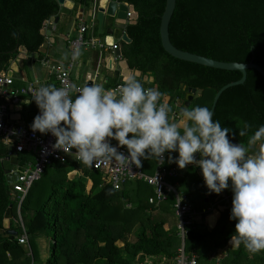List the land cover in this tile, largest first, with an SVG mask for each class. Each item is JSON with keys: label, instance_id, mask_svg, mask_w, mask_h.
<instances>
[{"label": "trees", "instance_id": "trees-1", "mask_svg": "<svg viewBox=\"0 0 264 264\" xmlns=\"http://www.w3.org/2000/svg\"><path fill=\"white\" fill-rule=\"evenodd\" d=\"M82 1L87 5L92 3V0ZM117 1L131 4L137 12L135 23L125 25L131 41L121 43L122 57L129 69L150 73L153 81L141 82L144 87L157 88L163 94L161 103L183 99L189 88L201 89L202 93L192 101L195 107L210 109L217 90L241 77L238 70L181 60L163 49L159 26L166 0ZM59 13L56 0H0V70L9 68L19 46L28 52L37 51L45 41L41 32L45 21ZM168 32L171 43L181 50L220 61H252L264 70V0H176ZM4 102L6 99L0 95V104ZM213 114V120L230 129L228 138L232 143L246 144L250 135L264 125V77L248 68L243 83L221 93ZM245 123L251 128L248 135L240 137L239 129ZM174 154L172 161L175 162L178 155ZM7 156L8 146L0 137V228L9 205L16 216L17 201L9 192L12 186L6 182L5 170L10 166L5 160ZM31 157L26 152L18 153L20 162ZM83 169L92 180L88 192L85 179L69 180L65 168L53 161L40 177L48 176L46 199L37 197L36 202L29 198L37 180L22 199L20 211L32 253L36 247L35 236L43 233L50 239L45 264L171 263L181 243L177 228L166 230L163 221L154 220L149 212L142 211L141 201L133 208L126 207L125 189L115 190L108 183L102 184L103 173ZM219 204L213 205L215 219L208 226L204 228L195 220V215L192 225L185 228L184 248L196 254L198 264L207 261L206 243L211 237L221 238L218 244L224 247L235 233L236 221L229 218L232 207L220 210ZM27 210H33L32 215L26 216ZM208 215L204 213L201 217ZM136 223L139 233L128 238ZM15 229L21 232L20 227ZM117 240L122 245L118 246ZM18 246L17 236L3 237L0 233V264L14 263L11 251ZM8 253L12 258H8ZM248 254L243 245L233 247L227 250L224 262L242 264ZM263 254L264 250L259 262L264 261Z\"/></svg>", "mask_w": 264, "mask_h": 264}, {"label": "clouds", "instance_id": "clouds-1", "mask_svg": "<svg viewBox=\"0 0 264 264\" xmlns=\"http://www.w3.org/2000/svg\"><path fill=\"white\" fill-rule=\"evenodd\" d=\"M12 36L16 38V33ZM80 55L76 50L72 59ZM139 76H127L116 90L85 85L74 99L68 88L40 87L32 93L39 114L30 128L51 133L56 138L54 149L74 155L85 166L97 159H115L121 165L131 161L141 167L142 157L163 159L165 152H178V167L197 165L209 193L220 194L229 188L230 180L229 218L236 223L229 243L237 248L243 245L252 255L260 253L264 250V125L250 135L245 146L230 141V129L213 120L208 107L183 109L184 122L177 124L170 119L171 106L160 102L163 94L157 88H145ZM250 128L245 123L239 136L248 135ZM110 139L126 146L128 154L119 152ZM196 153L202 158L198 160Z\"/></svg>", "mask_w": 264, "mask_h": 264}, {"label": "crops", "instance_id": "crops-1", "mask_svg": "<svg viewBox=\"0 0 264 264\" xmlns=\"http://www.w3.org/2000/svg\"><path fill=\"white\" fill-rule=\"evenodd\" d=\"M72 3L73 4L71 5L70 15L59 13L58 14L59 19L56 24L51 23L49 21L50 19L48 20L49 22L47 23L45 22V25L42 29H45L47 26H51V34L48 35L47 37L48 46L46 52L43 54L44 55L43 60H38L37 58L36 59L30 58L28 55V51L25 50L26 48L24 46H19L20 48L19 50L17 48V54L11 60L8 68L9 70L8 73L9 74L11 73V75L13 76L14 87H19L21 85H24L28 81H37L45 85L54 84V75L50 69V65H54V64L64 65L68 61L71 52L70 41L76 36V31L80 23L78 19L82 18L87 23H89L90 14L92 11L91 10L92 3H89L87 5L82 0H72ZM127 23L125 19H117L107 16L104 30L107 27H117V26H120L125 30V25ZM53 26L54 28H52ZM85 36L87 38L94 37V38L103 39L106 46L102 47L101 49L98 47H94V48L81 47L79 49L81 55L74 60L73 68L71 70V77L73 78L75 83L84 84L86 80H89L94 75H96L94 84L101 85L106 90H111L119 80H122L124 82L127 76L135 75L138 73L136 70H131L128 67H125L122 61V59L124 58L117 56L115 54V49L112 50L108 47L110 46V44H107L105 41L107 33L105 31L102 32L99 31L98 21L96 18L93 24L89 25V27L87 28V31L85 32ZM115 43H120V41L115 40ZM65 54H67L66 59L64 58ZM144 77H148L149 78L148 81L152 82L150 80V74L140 73L139 78L141 79L142 82H146L144 80ZM75 95L76 94L72 96L73 99L75 98ZM7 106H8L9 119L15 122L30 123L32 120H34V117L37 114H39V108L36 105L35 101L31 98L24 97V100L18 104L7 102ZM181 106H182V99H180V103H179V113H178L179 119L171 120L172 122H175L180 125H182L184 122L180 112ZM131 135L132 134H130L129 137H131ZM110 143L112 144V146L119 147L118 141H116L115 139H110ZM244 145L247 146V143ZM174 153L178 155V152L167 153V157H168V159L166 157L167 165H170V163L171 164L175 163L174 160L172 161L173 157H176L174 156L175 155ZM17 159H18V154H17ZM8 162L10 163V166L9 168H7V170H11V171L17 170L18 166L22 163L19 161V159L17 160V164L15 165H13L10 161ZM61 165L65 168L66 177L69 180L75 178L85 179V190L86 192L90 191L92 186V180L91 178L85 175L83 168L79 166H75L73 164H61ZM155 165H156L155 157H152L151 159H144V170L147 174L153 173L155 169ZM191 172H194L197 176L196 188L199 198V206L194 207L189 194L186 193L185 191H182V193L177 190L176 191L186 197L187 201L191 204L192 208L198 213L195 217V220L201 223L205 228L206 226H208L209 222H212V220L215 219V213L212 212V208L214 207L213 205L215 203L219 204L221 201H223L225 204L226 202L225 199L222 197L218 199L215 198L217 197L216 193L214 198H208V200H206L207 195L204 193V187L206 184L202 176V171L197 165L193 164L192 166L185 167L184 169H179L180 176L178 177V179H168V180L175 187V189L176 186H180L184 188L186 185L187 178ZM102 180H103L102 184H105L103 174H102ZM129 181H133L134 185L126 189L124 186V184L128 182L126 181L121 186V188L125 189L126 192L128 193V197H126L124 203L125 206L127 204H129V206L126 207L133 208L135 207L136 204L140 203L141 199L139 198V196H142L143 198L144 195L147 194V200H148V198H150L153 195L152 187L147 185L144 181L141 180H129ZM142 185H146V188L145 189L142 188ZM30 189L31 186L29 190ZM227 194L230 200L232 201L233 198L232 193L231 194L227 193ZM12 197L16 198L15 200L17 201L16 196L12 195ZM166 200L171 201L172 202L171 205L170 204L169 206L162 205V202L158 205H155V204H150L148 202L147 206L146 205L142 206V211L145 210L149 212L154 220L163 221V227L166 230L173 229L174 227L176 229V217L174 214V206H173L176 201L175 195L173 193H169ZM17 205H16V216L12 214V218L8 220L7 226L8 228H11L13 230H16L15 228L20 227L21 228L20 233H18V231L16 230L17 231L16 236H20L22 232L25 231V226L23 223V217L21 215L20 206L18 208ZM218 206L221 205L219 204ZM218 208L222 210L220 207ZM32 213L33 210H27L26 212H24L26 216H30L32 215ZM204 213H209V215L205 217H201V214ZM17 215L21 220L20 224L17 223ZM26 236H27V242L25 244H20V245L27 246L25 248H28L30 253L32 254V250L29 245V236L27 233ZM47 239L48 238L43 233L37 234L34 238L36 244L35 250L37 251L38 249L42 264L46 263V259L49 255V253H47V248L49 247ZM218 239L219 238L217 236L216 237L214 236L211 237L210 240H208V242L206 243L207 261L202 262V264H214L217 259L219 260V262H223V264H228L224 262L226 258L227 250L232 249L233 246H231V244L228 242L224 247H220L221 245L218 244L220 242V239L219 240ZM117 241H121V240H117ZM180 241H181L180 243L181 245L182 244L181 238ZM260 255L261 252L255 255L248 254V257L245 260H243L242 264H264V261L259 262ZM8 258L9 259L12 258V255L10 253H8ZM263 258H264V254H263ZM199 264H201V261Z\"/></svg>", "mask_w": 264, "mask_h": 264}, {"label": "built area", "instance_id": "built-area-1", "mask_svg": "<svg viewBox=\"0 0 264 264\" xmlns=\"http://www.w3.org/2000/svg\"><path fill=\"white\" fill-rule=\"evenodd\" d=\"M96 1L92 0L91 14L89 23L84 19L79 18V26L76 31V36L70 41L71 52L68 61L64 65H50V69L54 75V85L57 88H68L72 92V96L77 94V90L85 85H92L95 82L94 75L91 79L86 80L84 84H77L71 77V70L73 68L74 60L72 54L81 47L88 48H102L106 44L103 39L86 37L85 32L89 25L93 24L96 18ZM133 10L126 12L127 18H130ZM46 23L49 21H45ZM54 25V24H53ZM54 28V26L52 27ZM114 50L117 48L116 44L108 46ZM8 69L0 70V95L6 99V102L0 104V137L7 146H12L18 153H29L31 158L24 160L17 169V180L13 181L11 186L17 197L18 208L22 199L27 194L31 184L38 180L43 173L46 166L51 162L57 161L61 164H73L87 170H97L104 175L105 183L111 185L115 190H119L121 186L129 180H141L147 183L153 189V195L148 198L150 204L158 205L166 200L169 193L175 195L174 214L176 217V228L179 236L182 239V244L177 249V255L172 259L169 264H198L196 254L193 251H187L184 248V236L186 227L192 225L193 218L198 213L192 208L191 204L187 201L184 195L176 191L175 187L169 182L168 179H178L179 167L176 163L167 165V153L163 154V159L156 158L155 169L152 174H147L144 170V159L141 158V167H137L134 163L129 161L126 165H121L115 159L104 160L97 159L91 166H85L77 161L74 155L65 153L63 150L54 149L52 145L55 143L56 138L51 134H41L38 131L33 132L30 128L33 120L30 123H20L9 119L7 102L18 104L24 100V97L32 99V93L45 85L37 81H28L19 87L13 86V76L8 73ZM119 80L111 90H116L121 84ZM147 88V87H145ZM179 103L180 99L176 98L171 103H168L172 108L170 119H179ZM130 135V134H129ZM118 151L127 155V148L117 146ZM75 152V149L72 150ZM189 164L186 167L192 166ZM19 244L27 242L26 232L23 231L20 236H17ZM214 264H221L217 259Z\"/></svg>", "mask_w": 264, "mask_h": 264}, {"label": "water", "instance_id": "water-1", "mask_svg": "<svg viewBox=\"0 0 264 264\" xmlns=\"http://www.w3.org/2000/svg\"><path fill=\"white\" fill-rule=\"evenodd\" d=\"M59 4V12L62 14H71V5L72 0H56ZM175 1L176 0H166L165 7L163 10V13L160 18V26H159V35H160V41L163 49L169 53L171 56L176 57L181 60H186L194 63H198L204 66L213 67V68H219V69H226V70H238L241 72V77L236 80L229 82L225 85H223L220 89L217 90L215 93L210 110L214 112L215 105L217 103V100L221 93L227 89L230 86L241 84L245 81L246 78V70L248 68H253L256 71H258L263 77H264V70L257 64L253 63L252 61L242 63V62H234V61H220L216 59H212L203 55H199L196 53H192L189 51L181 50L177 47H175L170 39H169V32H168V24L171 18V15L173 13V10L175 8ZM96 19L98 21V28L99 31H105L107 33V36L105 38V41L107 44H116L117 48L115 49V54L119 57H122L121 53V43H129L131 39L129 38L127 32L121 28L120 26L117 27H107L104 30L105 24H106V17L110 16L117 19H125L126 23H135L137 18V12L134 10L133 6L131 4H128L126 2H120L117 0H97L96 1ZM129 10H133L130 18H127L126 12ZM59 16H52L50 17V22L56 24L58 22ZM46 36L45 41L41 44V46L38 48L37 51L28 52V55L30 58L43 60L44 53L46 52L47 46H48V35L51 34V26H47L45 29L41 30ZM115 40H119L120 43H115ZM20 48L18 47V50ZM23 49V48H22ZM26 50V49H25ZM123 65L125 67L127 66L126 60L122 59ZM139 74L141 71L136 70ZM150 74V73H148ZM150 80L153 81V77L150 76ZM202 93L201 89H192L189 88L183 99H182V106L180 109V112L182 113V110L185 108H188L189 104L192 102L193 99H196L200 94ZM196 158L199 160L202 157L199 153L194 154ZM6 160L10 161L13 165L17 164V154L12 146L8 147V156L5 157ZM6 174V182L7 184H11L13 181L17 180L18 172L17 170H5ZM10 194L13 196H16L15 192L11 189ZM204 193L207 195L206 200L208 198H214L215 193H209V190L207 189V186L204 187ZM233 195L232 189H231V181L229 180V188L224 189L221 191L220 194H217L215 198H224L226 204L219 206L221 209H224L225 207H232V201L230 200L228 194ZM12 218V208L11 205L7 207L5 210V213L3 215V228H0V233L3 235V237H15L17 235V231L13 230L11 228H8L7 223L8 220Z\"/></svg>", "mask_w": 264, "mask_h": 264}, {"label": "rangeland", "instance_id": "rangeland-1", "mask_svg": "<svg viewBox=\"0 0 264 264\" xmlns=\"http://www.w3.org/2000/svg\"><path fill=\"white\" fill-rule=\"evenodd\" d=\"M195 106H196V104L192 101L189 104L187 109L191 110L192 108H195ZM196 184H197V176L194 172H191L187 178L186 185L184 188L180 187V186H176L177 191H179L181 193H182V191H185L186 193L189 194L194 207L199 206V198H198V193H197V188H196L197 185ZM132 185H134L133 181H128L127 183L124 184L126 189H128ZM142 188L145 189L146 185H142ZM48 192H49V190H48V176H46V177L41 178L39 181H36L33 184L29 198L32 199L33 201L37 202L38 200H36V198L38 197L39 199H41L43 201L44 199H46ZM141 203L143 205H146V206L148 205L147 194L144 195L143 198H141ZM171 203L172 202L169 200L162 201V205H166V206H169V204L171 205ZM126 206H129V204H127ZM17 223L18 224L21 223V220L18 217V215H17ZM138 230H139V224L136 223L132 227L131 231L129 232L128 238L132 237L134 234L139 233ZM46 237L48 238L47 242L49 244L50 239L48 236H46ZM219 239L221 240V238H219ZM121 242L122 241H117V244L121 245L122 244ZM25 247H27V246L20 245V247L18 246L13 251H11L12 255L15 257V260H14V263H10V264H42L41 258H40V253H39L38 249H37V251L34 250V254L33 253L31 254L29 249L25 248ZM47 253H49V247L47 248Z\"/></svg>", "mask_w": 264, "mask_h": 264}]
</instances>
